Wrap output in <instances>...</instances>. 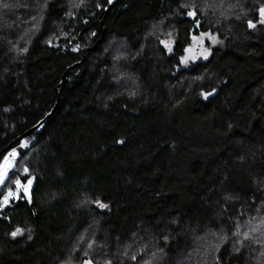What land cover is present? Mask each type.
<instances>
[{"label": "trees", "instance_id": "obj_1", "mask_svg": "<svg viewBox=\"0 0 264 264\" xmlns=\"http://www.w3.org/2000/svg\"><path fill=\"white\" fill-rule=\"evenodd\" d=\"M207 1L119 0L109 13L107 0L0 7V154L50 114L60 94L42 132L26 138V148L14 144L19 161L0 199L17 177L35 184L31 203L21 192L0 209V264H104L108 256L136 264L118 260L125 247L178 264L208 235L229 239L198 264L264 257V235L233 251L238 226L264 229V25L247 23L258 21L264 0H245L239 13L232 0ZM192 4L199 28L186 14ZM154 26L172 30L171 54ZM206 31L223 45L182 69L192 35ZM114 43L123 44L119 59ZM18 227L23 235L13 239Z\"/></svg>", "mask_w": 264, "mask_h": 264}, {"label": "snow or ice", "instance_id": "obj_2", "mask_svg": "<svg viewBox=\"0 0 264 264\" xmlns=\"http://www.w3.org/2000/svg\"><path fill=\"white\" fill-rule=\"evenodd\" d=\"M83 2V0H81V3ZM107 2L109 4H111L113 2V0H107ZM46 6V5H45ZM74 7H80L81 5L80 4H74L73 5ZM3 7L5 8H8L9 5L8 4H4ZM99 7V5H98ZM182 7H185V8H188L189 5L185 4V5H182ZM196 5L195 4H192L191 5V10L187 11V16L188 17H191L195 20V25L197 28L200 27V21L195 19L197 13H196ZM69 15H71V13H69ZM258 15H259V19L257 22H253L251 20H249L247 23H248V28L249 29H254L256 26H257V23H259L260 25H264V6H261L259 9H258ZM42 18V17H41ZM33 20L36 19V17H32ZM92 35H95V33H93ZM169 36H171V33L168 34ZM192 39V45H190L189 47L185 48L184 51L186 53L185 56H182L180 58V62L182 64H186L188 62L189 59H192V60H195L196 59V53L194 52V49L197 45H200V52H199V55L203 56L204 59H208V56L210 55V51L206 48L203 47V44H204V41L205 39H208L211 41L212 44H216L220 41L217 40V37L215 35H213L212 33L210 32H200L199 35H192L191 37ZM48 43L51 45V41H48ZM160 43L164 46L165 49H167V51L169 53L172 52V43L173 41L172 40H161ZM79 49V45H77L76 47H74L72 49V51H77ZM20 52L22 53H27L28 49L25 47V48H22V49H19ZM117 59H119V57H117ZM215 92V90H213V92L211 93H205V92H201V96L204 98V99H208L209 96L213 95ZM5 111H8V109H5ZM117 143L119 144H123L125 143L124 140H119L117 141ZM20 147L24 148V147H27V143H21ZM18 155L16 149H12L7 155L4 156L3 158V162L0 163V186H5L6 184V180L9 179V176H8V173L9 171L12 169L13 167V162L16 158V156ZM28 169L25 168L24 169V173L25 175L27 176L28 174ZM32 179H28L27 180V184H23L19 179L13 181V183L15 184L16 186V190L13 191L11 188L8 189L7 193L5 195H3V198L0 199V209L4 208V207H7L9 206L10 202L12 200H19L21 198V192L23 193V196L25 198H27V201L29 203H31V196L29 194V189L32 185ZM229 199H231V197H228ZM94 203L97 205V207H99L100 209H106L108 208V205L107 204H104L102 203L99 199H97L96 201H94ZM5 219H7V217H5ZM251 223V222H249ZM262 223H264V221H262ZM260 231V228L259 226H252L248 229V231H245L243 233H241L239 231V226L237 227V231L233 233V236L236 238L234 241H233V251L234 252H239L241 250V248L244 247V242L245 241H249V240H253L254 237H253V233H256ZM11 237L13 239H15L17 236H20V235H23V229L21 228H16L15 231L11 232ZM31 238V237H29ZM165 239V242H167V237H164ZM229 239V237H227L226 235L225 236H222L220 237V240H221V244H217L215 247H216V251L219 252L221 246H222V243H225L227 242ZM95 240H93L91 243H89L87 245V248L88 249H92L93 248V245L95 244ZM162 251V249H161ZM262 255H264V253H261ZM125 255H127V253H125ZM84 256L85 257H88L89 256V253L87 251L84 252ZM156 256V253H153V257L155 258ZM130 259H132L133 261H135L137 259L136 255H132L130 257ZM82 264H97V262L93 261V259L91 258H86L83 260ZM104 264H113L112 260H106L104 262ZM145 264H151L150 261H146ZM216 264H221V261H220V257L217 256L216 257Z\"/></svg>", "mask_w": 264, "mask_h": 264}, {"label": "rangeland", "instance_id": "obj_3", "mask_svg": "<svg viewBox=\"0 0 264 264\" xmlns=\"http://www.w3.org/2000/svg\"><path fill=\"white\" fill-rule=\"evenodd\" d=\"M209 1L214 2V1H217V0H208L206 2L207 3V6L210 3L213 4L212 2H209ZM227 1H229V0H222L223 3L224 2H227ZM244 1L245 0H232L230 2V6L233 7L232 12L233 13L234 12L235 13L242 12L243 10H242V8H240L239 4H241V3L243 4ZM4 4H8L9 7L8 8L3 7ZM73 4H77V3H73ZM0 7H1V9H2L3 12L6 11L7 13H9L12 10H15V8L17 7V3H16V0H0ZM232 14H231V16H232ZM227 15L228 14L226 13L224 17L223 16H218V21L215 24L218 25V26L222 25L223 22H224V20L226 19ZM259 25L260 24L257 23V26L254 29H256ZM156 28L158 29L159 27L158 26H154V29H156ZM157 31H160L158 37H160V38L162 37L166 41L167 40H172L173 41V43H172V52H173V46L175 44V39H174V37L172 35V33H173L172 30L170 29V30L164 32V30L162 31L159 28ZM206 32L212 33L213 35H215L217 37V40L220 41V42H218L216 44H212L210 40L205 39L204 44H203V47L206 48V49H208L210 51V55L208 56V59H209L210 56H211V54H212L213 49H215V48L220 47V46L223 45V40L220 38L219 34L216 33V32H212V31H206ZM169 33H171V36L168 35ZM192 43L193 42H191L190 45H192ZM112 47L115 48V51L114 52L116 53L115 54L116 57H120L118 54H125V52H123L124 50H122L123 44H116V43H114L112 45ZM200 50H201L200 45H197L195 47V49H194V52L197 54L196 55V59L195 60L189 59L186 64H182L181 63V68L184 69V70L185 69L186 70H191L192 66L195 65L196 63L207 61L208 59H204L203 56L199 55ZM185 55H186V53H185ZM22 143H25V142H22ZM27 146H28V144H27ZM20 148H22V147H20ZM24 148H26V147H24ZM17 179H19V178L17 177ZM13 190H16V189H13ZM258 226L260 228V231H258L256 233L257 236L254 237V238L262 237L264 235L263 226L262 225H258ZM197 241L199 243L198 244V248H196L191 254L187 255L185 258L182 255L181 258L178 261V264H198V260H200L201 263H205L204 262V258H206L208 256L210 258V255H212L214 253V251L216 250V247L215 246L217 244H219V242H220V237H219V235H208V236H203V237L199 238ZM253 241H255V239ZM258 244H259V242H257L255 245H258ZM125 253H127V255H125ZM137 254H138L137 253V250L135 251L132 248H128V247L127 248L126 247L125 248H121L119 250L118 260H122L123 259L125 261L128 258L130 259V257L132 255H137ZM114 257H113V259H116ZM107 259L108 260L109 259L111 260L112 258H111V256H108ZM132 261L133 260H131L130 262H132ZM146 261H150L151 264H158V263L155 262V259L153 258V252L150 249H145L144 253H140V257L137 256V259L135 261H133V262H135L136 264H145ZM252 262H253V264H264V257H260L259 255L253 256L252 257ZM71 263H73V262L71 261ZM74 264H76V263H74Z\"/></svg>", "mask_w": 264, "mask_h": 264}, {"label": "water", "instance_id": "obj_4", "mask_svg": "<svg viewBox=\"0 0 264 264\" xmlns=\"http://www.w3.org/2000/svg\"><path fill=\"white\" fill-rule=\"evenodd\" d=\"M118 1H119V0H113V2H112L111 4L108 3V6H107V8H106V13H109V12L111 11V9L113 8V6H114ZM103 37H104V34H103ZM87 50H89V49H87ZM87 50L84 51V60H83L82 62H79V63H77V64H75V65L69 67V68L66 70L65 74L63 75L62 85H65V84H66L70 72L73 71L74 69L78 68L79 66H81V65L83 64V62L85 61V53H86ZM59 97H60V94H59V96H58V101H57V103H56V106L54 107V109L52 110V112H51L50 114H48V115H47L42 121H40L37 125H35L34 127H32V128H31L30 130H28L25 134L21 135V136H20L19 138H17L14 142H12V143H11V144H10L5 150H4V152L0 154V159L3 157V155H4V156L7 155V154L13 149L14 144H16V143H22V142H24V141L26 140V138H28V137H30V136H32V135H35V134H38V133H41V132H42V130L44 129V127H45V125H46V123H47V121L55 115L57 109L59 108V105H60V98H59ZM16 151H17V153L19 152L18 149H16ZM18 161H19V153H18V155L16 156V158H15V160H14V162H13V167H12V169H11V170L9 171V173H8V176H9V177H10V175L14 172V169H15V167H16ZM32 181H33V182H32V185H31V187H30V189H29V194H30V196H31V190H32V187H33V185L35 184V178H32ZM7 182H8V179L6 180V184H7ZM6 184H5V185H6ZM3 187H4V186H0V189L3 188ZM31 201H32V199H31Z\"/></svg>", "mask_w": 264, "mask_h": 264}, {"label": "built area", "instance_id": "obj_5", "mask_svg": "<svg viewBox=\"0 0 264 264\" xmlns=\"http://www.w3.org/2000/svg\"><path fill=\"white\" fill-rule=\"evenodd\" d=\"M13 190V189H12ZM13 191H15V190H13ZM18 200H12L11 202H13V203H16Z\"/></svg>", "mask_w": 264, "mask_h": 264}]
</instances>
